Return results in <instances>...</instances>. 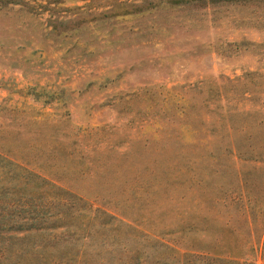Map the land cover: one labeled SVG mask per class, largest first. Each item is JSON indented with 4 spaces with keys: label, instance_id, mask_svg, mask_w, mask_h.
Returning <instances> with one entry per match:
<instances>
[{
    "label": "rangeland",
    "instance_id": "1",
    "mask_svg": "<svg viewBox=\"0 0 264 264\" xmlns=\"http://www.w3.org/2000/svg\"><path fill=\"white\" fill-rule=\"evenodd\" d=\"M247 71L264 0H0V264H262L264 170L216 123Z\"/></svg>",
    "mask_w": 264,
    "mask_h": 264
},
{
    "label": "trees",
    "instance_id": "2",
    "mask_svg": "<svg viewBox=\"0 0 264 264\" xmlns=\"http://www.w3.org/2000/svg\"><path fill=\"white\" fill-rule=\"evenodd\" d=\"M229 82L235 87L240 85L244 88L241 97L246 101L245 104H239L237 100L233 101L234 97L229 99V110L226 107L223 117L219 116L216 119V123L224 126L226 131V135L222 137L229 141L230 159L236 167L242 161L253 164L254 168L264 170V73L247 71L240 77L229 79ZM257 93L260 96L256 100L254 97ZM179 114L186 113L179 112ZM200 129L203 130V127ZM206 130L210 131L209 139L217 135L214 134L216 132L214 129ZM207 140H203V144ZM262 232L259 251L256 253L260 255V259L263 260L262 264H264V226ZM164 247L171 252H177L176 248L171 245L164 243ZM249 249L251 248L245 245L243 248H238L231 244L228 253L196 248L191 249L190 252H177L176 254L180 264H255L254 259L249 260Z\"/></svg>",
    "mask_w": 264,
    "mask_h": 264
}]
</instances>
